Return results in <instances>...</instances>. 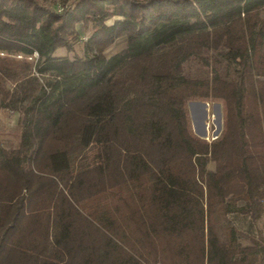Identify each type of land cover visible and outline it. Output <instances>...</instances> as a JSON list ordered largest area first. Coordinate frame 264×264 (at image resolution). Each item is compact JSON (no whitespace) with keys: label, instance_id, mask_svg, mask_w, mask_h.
I'll list each match as a JSON object with an SVG mask.
<instances>
[{"label":"trees","instance_id":"1","mask_svg":"<svg viewBox=\"0 0 264 264\" xmlns=\"http://www.w3.org/2000/svg\"><path fill=\"white\" fill-rule=\"evenodd\" d=\"M77 23L83 54L56 55ZM194 56L209 76L183 75ZM207 99L211 141L187 110ZM0 109L22 112L0 145V264H264L261 229L229 218L264 214V0H0Z\"/></svg>","mask_w":264,"mask_h":264},{"label":"rangeland","instance_id":"2","mask_svg":"<svg viewBox=\"0 0 264 264\" xmlns=\"http://www.w3.org/2000/svg\"><path fill=\"white\" fill-rule=\"evenodd\" d=\"M60 5L61 4H57ZM117 16H110L105 20V23L111 24ZM92 23H89L88 27H84L82 23H77L76 28L79 32V37L77 39L72 40V49H66L64 47H60L56 50V55H67L70 58L78 55H82L84 52V41L88 38L92 31ZM125 46V37H119L111 43L108 47L104 49V53L106 56H109L121 48ZM35 57L36 54L34 53ZM30 58V57H27ZM211 67L209 65L204 64L200 61L196 56L191 57L187 61L183 63L182 73L186 77L191 78H203L205 76H209L211 72ZM46 81L45 76H39L40 84H43ZM5 84L10 86L11 83L6 81ZM187 110L190 119V124L193 132L204 138L207 141H211L215 138L222 129V120H223V112H222V103L220 100H189L187 102ZM22 116L21 110L13 111L8 109H0V145L4 147H14L18 141L19 127H18V119ZM97 145H91L88 147L83 153V158L79 159L78 157L73 159V164L75 168H79L80 166L95 164L98 161L97 155ZM214 163L210 162L208 164L209 168H213ZM229 218L234 222V215H229ZM248 223L251 226L250 221ZM240 230L247 231L246 227H240L237 225ZM256 230L261 229L262 233H264V214L257 220L254 224ZM223 234V233H222ZM239 242L241 244L247 243L246 240L240 239Z\"/></svg>","mask_w":264,"mask_h":264},{"label":"crops","instance_id":"3","mask_svg":"<svg viewBox=\"0 0 264 264\" xmlns=\"http://www.w3.org/2000/svg\"><path fill=\"white\" fill-rule=\"evenodd\" d=\"M231 215H234V218H235L234 224L238 229H240V228L237 225H240V227H246L248 229L247 232L252 233V232L256 231V228H255L254 224L251 222L248 215L237 213V212L231 213ZM248 220L250 221L251 226L248 223Z\"/></svg>","mask_w":264,"mask_h":264},{"label":"built area","instance_id":"4","mask_svg":"<svg viewBox=\"0 0 264 264\" xmlns=\"http://www.w3.org/2000/svg\"><path fill=\"white\" fill-rule=\"evenodd\" d=\"M57 9H58V11L61 9V7L59 6V5H57Z\"/></svg>","mask_w":264,"mask_h":264}]
</instances>
